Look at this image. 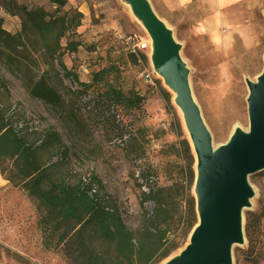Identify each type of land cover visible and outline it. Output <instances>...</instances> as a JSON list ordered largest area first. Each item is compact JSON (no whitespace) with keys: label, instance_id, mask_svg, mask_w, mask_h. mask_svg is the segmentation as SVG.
Wrapping results in <instances>:
<instances>
[{"label":"rangeland","instance_id":"1","mask_svg":"<svg viewBox=\"0 0 264 264\" xmlns=\"http://www.w3.org/2000/svg\"><path fill=\"white\" fill-rule=\"evenodd\" d=\"M15 1L51 14L57 10L52 0ZM9 2L0 0V18L16 33L23 19L18 11L8 12ZM66 2L63 10L78 9L83 19L77 33L61 41L60 59L91 87L83 90L63 77L58 60L42 58L47 81L60 96L45 102L25 89L21 74L0 56V120L35 145L47 133L58 132L62 144L42 152L53 177L68 184L83 182L98 197L110 196L135 235L154 245L157 223L151 225L148 219L155 204L145 194L163 188L160 218L166 225L160 227L166 229L168 244L177 245L170 256L176 255L189 242L191 223L198 220L196 156L174 94L155 72L149 49L134 52L126 39L134 35L147 40L148 34L124 0ZM150 2L182 44L192 92L214 145L227 142L237 128L248 129L246 79L256 80L264 69V0H191L173 12L167 0ZM69 39L79 42L75 52L64 50ZM103 68L113 71L92 85L94 74ZM112 80L127 99L136 95L133 106L127 101L120 105L124 128L131 132L125 147L113 140L116 128L99 121L90 108ZM137 97L143 100L137 102ZM12 168L9 161L0 167V264H71L62 248L45 246L40 210L10 182ZM249 182L255 194L244 210L246 242L234 247L233 264H264V170Z\"/></svg>","mask_w":264,"mask_h":264},{"label":"trees","instance_id":"2","mask_svg":"<svg viewBox=\"0 0 264 264\" xmlns=\"http://www.w3.org/2000/svg\"><path fill=\"white\" fill-rule=\"evenodd\" d=\"M52 2L57 5L54 14L40 7L29 8L10 0L8 12L14 14L18 11L23 19L22 30L16 33L8 31L3 18H0V56L21 74L25 89L45 102H54L59 95L47 81L41 66L42 58L58 60L63 77L80 83L83 90L91 87V84L80 82L79 77L68 70L60 59L61 41L77 33L83 13L73 8L63 10L66 0ZM40 46L44 47L43 52ZM78 46L79 42L69 39L64 50L75 52ZM142 56L145 58V55ZM112 71L111 68H103L96 72L92 85ZM55 74L62 82L60 73L55 70ZM135 96L127 99L112 80L107 82L100 98L94 99L90 107L99 121L116 128L113 140L123 147L130 141L131 132L124 128L120 105L127 101L133 106ZM141 100L143 98L137 97V102ZM61 144L62 138L56 131L47 133L38 145L31 144L0 120V167L3 161L12 162L8 179L36 202L41 213L45 246L62 248L71 264H159L168 258L177 245L168 244L166 229L160 227L161 223L166 225L160 218L165 210L164 189H151L145 194L146 200L155 204L154 213L148 219L151 225L157 223L158 235L155 236L154 245L135 235L125 223L118 204L110 196L101 198L93 192L91 185L83 182L68 184L53 177L49 167L43 163L42 152ZM197 221L196 218L191 223L189 233Z\"/></svg>","mask_w":264,"mask_h":264},{"label":"water","instance_id":"3","mask_svg":"<svg viewBox=\"0 0 264 264\" xmlns=\"http://www.w3.org/2000/svg\"><path fill=\"white\" fill-rule=\"evenodd\" d=\"M124 1L148 34L153 68L174 94L196 156L198 221L188 244L161 264H233L234 247L246 242L244 210L255 194L249 177L264 170V69L256 80L246 79L248 129H235L227 142L215 146L173 29L150 0Z\"/></svg>","mask_w":264,"mask_h":264},{"label":"built area","instance_id":"4","mask_svg":"<svg viewBox=\"0 0 264 264\" xmlns=\"http://www.w3.org/2000/svg\"><path fill=\"white\" fill-rule=\"evenodd\" d=\"M129 44L132 46L134 52L137 51H146L149 49V39L147 40H139L136 36L130 35L126 38ZM146 78L150 77L149 74L145 75Z\"/></svg>","mask_w":264,"mask_h":264},{"label":"crops","instance_id":"5","mask_svg":"<svg viewBox=\"0 0 264 264\" xmlns=\"http://www.w3.org/2000/svg\"><path fill=\"white\" fill-rule=\"evenodd\" d=\"M191 0H167L166 6L169 12L177 11L182 5L188 4Z\"/></svg>","mask_w":264,"mask_h":264},{"label":"bare ground","instance_id":"6","mask_svg":"<svg viewBox=\"0 0 264 264\" xmlns=\"http://www.w3.org/2000/svg\"><path fill=\"white\" fill-rule=\"evenodd\" d=\"M159 16V15H158Z\"/></svg>","mask_w":264,"mask_h":264}]
</instances>
